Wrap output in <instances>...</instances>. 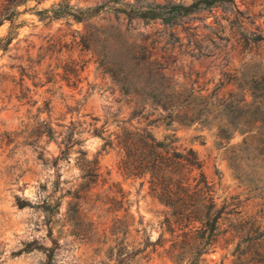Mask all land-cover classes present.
I'll list each match as a JSON object with an SVG mask.
<instances>
[{
    "label": "rangeland",
    "instance_id": "obj_1",
    "mask_svg": "<svg viewBox=\"0 0 264 264\" xmlns=\"http://www.w3.org/2000/svg\"><path fill=\"white\" fill-rule=\"evenodd\" d=\"M166 1L193 0H26L0 23V264L264 258V116L226 98L264 106V0L135 15Z\"/></svg>",
    "mask_w": 264,
    "mask_h": 264
},
{
    "label": "trees",
    "instance_id": "obj_2",
    "mask_svg": "<svg viewBox=\"0 0 264 264\" xmlns=\"http://www.w3.org/2000/svg\"><path fill=\"white\" fill-rule=\"evenodd\" d=\"M26 0H0V23L2 22L3 19L9 20L10 24H12L13 18L16 16L20 10L17 9V6L19 4H23ZM222 0H193L189 4H182L179 2H170L166 1L163 3H147L143 8H139L136 10V14L139 17H142L143 19H153V18H160L162 21H169L175 18L178 15L185 14L189 12L193 6H202V7H207L211 5H216L220 3ZM199 4V5H198ZM66 5V4H65ZM60 7V4H58L57 10ZM98 8V6H95L92 11H95ZM53 9V11H55ZM77 17V16H75ZM78 18V17H77ZM258 80H263V92H261V95H264V73L259 74ZM252 89V88H251ZM245 90H240V93L238 95H235L232 97V95H228L226 98L228 99V103L230 104L229 106L231 107L230 109L233 110V115L240 114V112L245 108L243 112H245V118L246 121L252 124L255 121L262 122L264 113L261 112L262 108L264 106L261 105V102L254 101V94L252 92H249V95L251 96L249 99L245 98ZM252 91V90H251ZM185 101V103L188 104V101L186 98H182L179 100L180 102ZM202 105V107L206 106V101L201 98V100L198 102L197 105ZM193 109V111H192ZM196 109V111H194ZM202 108H191V113L189 114L188 118L186 121H192L196 120L197 122H201L200 118V113H202L201 110ZM261 112V114H260ZM258 128V126H256ZM240 129V128H239ZM241 130V129H240ZM219 132L223 133L221 128L219 129ZM187 152L189 153L188 156H182L180 152H178L179 159H184L185 163L192 165L194 167H199L200 162L196 158V156L192 153L191 149H187ZM199 175L201 176V172L199 171ZM184 182V180H183ZM169 192V190L167 189ZM168 196L169 194H165ZM209 207L212 210V214L210 218H206V224H209V230L212 231L215 227V222L216 218L219 215L220 208H223L224 206H221L219 208H214L213 202L210 201ZM230 209H227V212H229ZM209 213V212H208ZM264 263V258H257L253 259L251 263Z\"/></svg>",
    "mask_w": 264,
    "mask_h": 264
}]
</instances>
